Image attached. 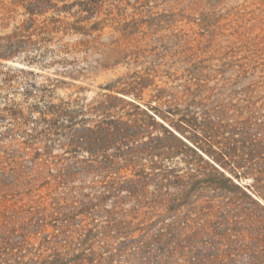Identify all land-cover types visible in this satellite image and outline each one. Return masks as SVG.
<instances>
[{
  "label": "rangeland",
  "instance_id": "rangeland-1",
  "mask_svg": "<svg viewBox=\"0 0 264 264\" xmlns=\"http://www.w3.org/2000/svg\"><path fill=\"white\" fill-rule=\"evenodd\" d=\"M39 1L32 28L25 29V9L0 0V38L15 33L45 43L31 52L42 54L31 64L23 53L0 58V113L7 102L31 107L41 87L53 84L54 102L96 104L114 96L160 122L152 109L159 110L160 88L166 94L162 101L169 95L182 103L202 101L204 109L246 121L244 132L231 138L237 154L260 147L254 141L264 138V0ZM64 3L71 6L56 14L51 5ZM51 18L62 22L60 29H37L54 26ZM61 45L69 52H60ZM7 76H14L13 88L3 84ZM27 82L35 89L26 97ZM107 105L122 106L111 99ZM37 115L30 113L23 134L12 131L11 118L0 116V244H20L16 253L22 260L71 259V237L83 238L93 229L134 238L129 252L138 251L136 264H149L145 256L159 264L163 250L175 253L181 264L190 255L193 264H264V181L248 175L233 178V185L199 161L196 174L210 181L180 192L164 186L160 168L142 172V165L118 159L107 166L98 158L97 164L88 153L69 149L62 136L42 137ZM147 129L163 138L160 125L148 123ZM176 162L185 173L181 155L167 164L174 168ZM259 165L264 168V160ZM98 237H90L96 251L102 247ZM142 243L150 246V255Z\"/></svg>",
  "mask_w": 264,
  "mask_h": 264
},
{
  "label": "trees",
  "instance_id": "trees-1",
  "mask_svg": "<svg viewBox=\"0 0 264 264\" xmlns=\"http://www.w3.org/2000/svg\"><path fill=\"white\" fill-rule=\"evenodd\" d=\"M94 1V0H89ZM98 1V0H96ZM39 0H12L14 6L21 5L25 9V13L29 15V21L23 28H32L34 23L33 16L38 12ZM51 2V1H50ZM53 4V3H51ZM53 6L54 12H65L71 5L64 3L62 7ZM50 21L54 23L52 27H39L37 29L46 30L47 33H53L60 29L61 21L59 19L51 18ZM59 22V25L56 23ZM64 23V29H68ZM71 30L79 32L83 30L80 27H71ZM14 33L6 38H0V58L8 59L16 54H26L25 61L29 64L35 61L37 56L31 55L34 50L37 51L40 46L45 43L42 41L33 40L32 37L23 39L15 38ZM52 42L50 39L44 41ZM53 45H55L53 43ZM62 46L60 52H69V48ZM58 52V50H57ZM55 54V51H51ZM62 63L66 62L64 59ZM1 66V65H0ZM9 71H14L10 69ZM21 74L29 73L23 69L18 70ZM31 73V72H30ZM14 76H7L3 80V84L7 87L13 88L11 80ZM27 89L24 95H30V89H35L31 82H27ZM53 84L43 85L41 93H43L38 100V103L31 105V107H22L17 103L7 102L5 108L0 113L2 117L11 118L14 123L15 133L23 134L24 125L30 120V113L37 112L36 123L41 126L42 137L50 139L52 136H62L68 148L76 153L84 151L88 153L90 161L97 164L103 160L107 166L115 165L117 159L123 163L130 165H142L140 168L142 172L147 166L151 169L160 168L164 173L165 187H175L181 192V188L187 186H196L201 182H209L210 179H201L196 172L199 168V161L206 163L211 170L216 172L221 180L233 183V178L240 179L242 176L252 175L257 182L264 181V168L259 163L264 160V138L260 141L255 140L259 144L258 149H254L247 156L237 154L231 147V138L237 131L244 126V120L238 119L233 122L231 118L227 117V113L222 110L204 109L206 107L202 101H194L193 99L187 103H182L176 97L169 95L171 99H165V90L159 88V110L152 108L153 112L159 115L158 122L154 114H149L146 110H141L138 105H131L123 99L114 96H106L107 100L96 102V104L89 103L81 105L78 99L59 100L54 102L52 96ZM30 88V89H29ZM0 90L2 87L0 86ZM116 100L122 106L107 105L108 100ZM127 106H132L137 111L126 110ZM195 109V110H194ZM93 115L96 119L89 120L85 116ZM239 118V117H238ZM152 123L159 126L163 132V138L159 135H154L149 132L147 124ZM189 132L192 136H187ZM186 138V140H184ZM188 141L192 144H189ZM112 152L109 153V152ZM187 152L191 154L188 155ZM202 154L207 156V159ZM181 155L186 172L180 173L177 168L178 162L174 168H169L168 161H172L175 156ZM100 158V161L98 160ZM198 160H196V159ZM143 160L148 163L141 164ZM160 164V167H159ZM92 167V164H87ZM228 172L231 176H227ZM148 178V176L146 177ZM216 181V178L214 179ZM264 189V187H263ZM174 194H169L172 197ZM264 197V195H263ZM107 228V227H106ZM83 234V238L71 237L69 244L72 248L71 259H64L58 257L57 262H49V264H128L133 261L136 264L134 257L137 252H129L131 249L130 243L134 238L128 239V235H110L106 231ZM105 232V233H104ZM98 237L102 243L100 251L92 248L90 237ZM119 237L123 240H119ZM90 246V247H88ZM146 255L151 254L149 245L142 243L140 247ZM68 249V250H70ZM20 244H11L6 240L0 244V264H29L27 261L21 259L16 251H20ZM185 253V252H184ZM184 253H182L184 255ZM173 254L169 250H163L159 264H181L177 258H173ZM147 263L151 264L152 260L148 256ZM188 257V258H187ZM186 263L193 264L195 256H187ZM45 263V261H44ZM42 263V264H44Z\"/></svg>",
  "mask_w": 264,
  "mask_h": 264
}]
</instances>
